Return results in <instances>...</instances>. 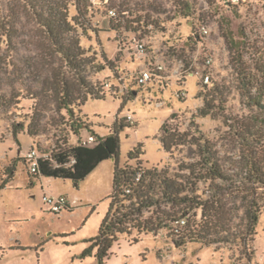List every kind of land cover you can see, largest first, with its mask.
<instances>
[{
    "label": "rangeland",
    "instance_id": "obj_1",
    "mask_svg": "<svg viewBox=\"0 0 264 264\" xmlns=\"http://www.w3.org/2000/svg\"><path fill=\"white\" fill-rule=\"evenodd\" d=\"M67 1L70 18L76 17L77 0ZM84 4L87 13L81 23L86 33L78 30L81 45L94 62L86 78L104 99L88 96L85 105L74 107L76 117L98 136L120 131L121 166L135 167L139 162L144 169L183 175L180 166L193 162L195 147L167 153L160 132L167 122L171 129L196 134L194 121L240 192L235 204L229 196L235 207L230 217L232 236L229 243L195 242L177 248L166 229L143 235L137 243L134 237H121L102 263L97 249L84 257L109 210L114 161H104L78 184L31 175L24 158L32 148L52 155L92 133L84 129L76 135L67 114L59 109L55 75L64 71V63L29 4L0 0V20L6 29L9 24L13 27L9 39L0 31V264H264V188L255 192L257 186L243 180L250 156L264 167V115L256 105H264V97L250 101L242 95L245 74L259 89L254 88L253 95L264 91V0H242L238 5L228 0H86ZM202 28L208 35H199ZM138 44L144 45L143 54ZM208 56L213 58L210 65ZM156 63L164 68L158 78L137 86L139 73ZM98 66L106 69L97 72ZM216 87L218 108L201 118L198 110L205 104L204 95ZM127 116L133 117L134 125ZM235 129L245 133L246 140L237 137ZM139 147L143 154L130 160L129 153ZM232 184L227 189H234ZM208 189L200 186L206 198ZM44 197H65L70 209L54 214ZM255 199L260 220L253 242L247 243L242 240L246 210ZM253 252L248 262L247 255Z\"/></svg>",
    "mask_w": 264,
    "mask_h": 264
},
{
    "label": "trees",
    "instance_id": "obj_2",
    "mask_svg": "<svg viewBox=\"0 0 264 264\" xmlns=\"http://www.w3.org/2000/svg\"><path fill=\"white\" fill-rule=\"evenodd\" d=\"M84 1L86 0H77L78 15L70 18L67 0H48L47 5L37 0H26L38 25L49 39L53 52L64 63V71L55 75L59 109L67 114L76 135L80 136L81 131L86 129L96 138L90 145H84L83 138H80L76 145L52 154L53 161L41 163L38 173L31 175L69 180L78 184L104 161H114L113 193L110 196L109 210L98 236L90 241L92 245L84 252L86 257L92 254V250L97 249L100 263L108 257L110 250L121 237H134L137 243L143 235H157L166 229L170 231L172 242L177 248L195 242L205 246L229 243L228 238L232 236L230 217H233L235 209L229 204V196H233L231 201L236 200L240 192L234 177L224 171L215 147L194 121L191 124L196 127V134L171 129L167 122L160 132V141L167 153H172L178 147H195L193 162L182 163L180 166L181 172H185L183 175L171 173L168 169H144L139 162L135 167L121 166L120 131L113 129L106 136H98L76 117L74 107L78 104L85 105L88 96L96 100L104 99L86 78V73L94 66V62L87 56L88 51L82 47L78 30V27H81L86 33L81 23V18H85L87 13ZM9 25L6 29L5 23L0 20V31L8 39L13 31L12 25ZM104 69V66H98L96 71L101 72ZM242 83L245 89L242 95L245 98L253 101L264 97V91L253 95L252 90L256 88L254 78L245 74ZM219 93L216 87L211 90L210 95H204L205 104L198 110L201 118L210 116L218 108L215 102L218 100L216 97L220 96ZM221 102L223 101L220 100V105ZM256 105L264 115V105L260 102ZM175 116L174 114L171 118L174 119ZM235 135L246 140L245 133L236 130ZM140 148H135L129 153L130 160L139 159L143 154ZM8 175L10 180L13 168L9 170ZM243 180L252 181L257 186L255 192L264 188V167L255 157L250 156ZM7 182L3 183L2 188ZM232 182L234 189H227ZM203 184L209 188L207 198L205 193H200V186ZM233 203L235 204L234 201ZM259 206L256 199L249 202L246 210V230L242 235L244 242L252 243L256 236L261 214ZM146 212L151 213L150 216L145 217ZM253 254L254 252L247 255L248 262ZM235 264L239 263L236 261Z\"/></svg>",
    "mask_w": 264,
    "mask_h": 264
},
{
    "label": "built area",
    "instance_id": "obj_3",
    "mask_svg": "<svg viewBox=\"0 0 264 264\" xmlns=\"http://www.w3.org/2000/svg\"><path fill=\"white\" fill-rule=\"evenodd\" d=\"M230 3L238 5L242 0H228ZM111 16H115V13L113 11H110ZM198 33H194V37H197ZM199 35H208V31L205 28H202ZM137 48L140 53H144V45L138 44ZM213 62V58L208 56L206 58V64L210 65ZM164 70L163 66L160 64H152L150 67H148L146 70H143L139 73V75L136 78V85L143 87L147 84L153 82L158 78V76L162 73ZM210 82V76L206 75L205 77V83ZM127 120L130 124L134 125V120L132 116H127ZM96 141V138L92 135L88 136L87 139H83L84 145H90L93 144ZM25 163L29 165L30 167V173L36 174L39 171L40 165L43 162H52V155H42L38 153V151L35 148H32L26 155H25ZM44 201L46 204L51 206V211L54 214H59L62 211L69 210L71 203L65 198V197H59V198H47L44 197Z\"/></svg>",
    "mask_w": 264,
    "mask_h": 264
}]
</instances>
